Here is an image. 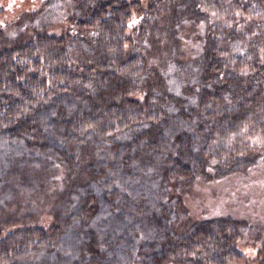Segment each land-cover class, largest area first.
<instances>
[{
  "label": "trees",
  "instance_id": "obj_1",
  "mask_svg": "<svg viewBox=\"0 0 264 264\" xmlns=\"http://www.w3.org/2000/svg\"><path fill=\"white\" fill-rule=\"evenodd\" d=\"M194 1L192 11L210 33L208 44L203 33L201 45L207 48L182 63L163 52L140 97L132 94L147 59L136 47L148 37L143 24L153 10L138 0H94L61 33L37 29L0 47V131L44 142L58 133L97 145L130 134L133 149L171 124L179 142L163 178L179 183L205 176L208 168L218 176L252 163V150L264 146V0ZM175 12L163 9L160 29L154 28L170 38L172 51ZM93 209H71L65 217L70 226L62 219L0 230V264H93L91 233L83 237L80 231L94 221L88 215ZM163 217L169 223V215ZM66 240L72 253L64 251ZM161 246L160 255L175 261L255 263L219 224L168 236Z\"/></svg>",
  "mask_w": 264,
  "mask_h": 264
},
{
  "label": "rangeland",
  "instance_id": "obj_2",
  "mask_svg": "<svg viewBox=\"0 0 264 264\" xmlns=\"http://www.w3.org/2000/svg\"><path fill=\"white\" fill-rule=\"evenodd\" d=\"M93 1L0 0V47L18 43L37 29L59 34ZM138 1L153 11L143 24L148 37L136 47L147 59V70L134 97L143 94L144 85L156 74L157 58L163 52L186 62L198 58V50L207 48L210 40L209 31H203V22L196 17L198 11L191 9L194 0ZM163 9L177 13L170 20L176 24L172 25L177 40V45H171L173 51L170 38L154 31L160 29ZM208 65L205 61L204 67ZM132 136L112 137L97 145L65 140L58 133L49 134L44 142L0 131V230L47 226L86 205L94 207L88 213L94 221L80 231L83 237L91 233L93 264H203L200 259L175 261L161 256L160 249L168 236L206 224L224 226L246 258L264 264V146L252 150V163L222 170L218 176L208 168L205 176L179 183L163 178L179 132L166 124L133 149ZM164 214L169 215V223ZM68 221L64 222L73 225ZM79 226H75L78 231ZM63 248L66 253L75 249L71 241Z\"/></svg>",
  "mask_w": 264,
  "mask_h": 264
}]
</instances>
